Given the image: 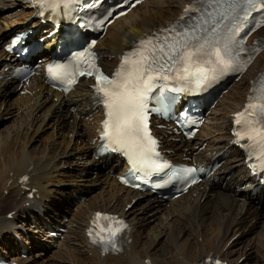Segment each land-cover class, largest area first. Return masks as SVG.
<instances>
[{"label": "bare ground", "instance_id": "1", "mask_svg": "<svg viewBox=\"0 0 264 264\" xmlns=\"http://www.w3.org/2000/svg\"><path fill=\"white\" fill-rule=\"evenodd\" d=\"M191 1L146 0L115 19L96 47L101 64L113 67L139 36L165 26ZM0 13V111L13 108L17 122L0 141V252L19 251L13 256L17 258L22 250L30 252V246L38 245L36 257L45 250L50 253L48 259L57 257L52 264H208L210 257L237 264L252 242L249 250L256 248L258 257L264 258V229L243 248L226 246L230 237L253 229L259 216H264V189L250 191L255 181L248 177L239 149L230 146L228 131L232 114L246 102L264 68V50L209 113L193 142L176 141L181 136L174 134L163 136L165 147L178 160L207 164L217 155L222 164L212 175L217 182L162 201L124 188L116 180L121 173L117 162L105 168V160L94 157L102 113L100 108L92 109L90 81L82 80L77 90L62 95L46 85L42 76L21 86L8 78L11 62L5 60L2 40L15 26L37 22L29 25L33 12L25 0H0ZM46 43L39 57H46L51 40ZM37 136L44 137L39 148L34 147ZM65 165L69 169L63 170ZM22 175L28 176L26 182L20 180ZM5 207L9 210L3 214ZM98 211L117 213L128 222L121 252L102 256L88 243L86 228ZM149 214H156L157 223L148 224L144 216ZM59 227L65 230L62 239L49 238V231ZM10 232L27 235V245Z\"/></svg>", "mask_w": 264, "mask_h": 264}, {"label": "snow or ice", "instance_id": "2", "mask_svg": "<svg viewBox=\"0 0 264 264\" xmlns=\"http://www.w3.org/2000/svg\"><path fill=\"white\" fill-rule=\"evenodd\" d=\"M35 2L38 7L43 8L45 4H50L53 0H35ZM75 3L76 0H63L65 8L75 5ZM261 3H264V0H261ZM256 6L257 0H237V2L227 5L225 13L214 22V25L210 29H206L201 24L196 23L195 18L191 16L188 17V20L192 21V23H188V21H185V16H181L180 21L163 30L170 34L174 33V35L165 37L169 49L168 52L164 53L165 57L173 63L181 64L184 73H189L190 69L196 66L198 62L213 65L210 69L213 72L217 68H220L224 72L239 70L238 58L234 47V32L239 31V28H228L226 31H222L220 25L230 15L233 20L238 19L237 15H233L237 9L243 8L246 16L249 8H255ZM200 7L203 6L201 5ZM196 11H198L196 6H188L184 9L185 15ZM38 14L43 15V12H39ZM198 32L203 34H197ZM69 42L75 43V37L70 38ZM139 43L143 46L145 40L142 39ZM148 43H152V41L149 40ZM155 47L153 45V52L151 54H141L136 59H129L128 56L122 57L121 70L114 73L111 78L104 75L98 67L92 64L89 65L90 70L87 73H80V75L95 74L96 77V90L102 97L106 116L108 117L104 121L102 132V139L107 141L104 147L111 145L114 150H126L134 166L141 165L153 172L160 170L161 165L156 164L153 167L149 163L153 155H158V153L153 152L151 145L155 141L151 139L147 132L146 113L149 111L147 107L148 93L157 78H167L161 76V73L164 71V64L158 63L160 58L155 55ZM160 51H164L163 47L160 48ZM86 54H89L88 48H84L83 51H78L74 55L75 57L83 58ZM61 67L65 66L56 65L55 68L49 67L48 71L53 79H61V74L57 71ZM204 72L203 68L198 67L196 73L192 74L198 86L201 82L207 80ZM63 78L68 84L74 83V80L69 78L67 73L63 74ZM245 107L246 110L258 109L259 114L264 118V101L259 105L249 103ZM252 114L256 113L253 112ZM241 115L242 113H236L237 117ZM236 123L239 124L240 120L238 119ZM250 123L254 124L257 122ZM236 135L239 139H244L239 133H236ZM247 138L249 141H264V128L250 127ZM164 167H167V165L165 164ZM192 171L194 170H186L188 175H191ZM101 217L111 220L114 224H122V221L117 218L97 213L93 221L94 227H98L96 220ZM102 231L103 229H101ZM120 231L121 228L119 227L110 228L108 239H105L100 233H96V238H93L92 242L99 243L102 246L110 245L113 250H117L116 237ZM89 236L90 238L94 236L93 229L89 230ZM216 264H219V261H216Z\"/></svg>", "mask_w": 264, "mask_h": 264}, {"label": "rangeland", "instance_id": "3", "mask_svg": "<svg viewBox=\"0 0 264 264\" xmlns=\"http://www.w3.org/2000/svg\"><path fill=\"white\" fill-rule=\"evenodd\" d=\"M12 99H10L9 101H11ZM8 101V102H9ZM13 108H9L8 111H5L4 107H2L1 111H0V141H2L3 139H5V137L10 134L17 122L16 120L14 119L15 118V114L14 112H12ZM13 127V128H12ZM8 132V133H7ZM2 134V135H1ZM46 134V133H45ZM42 137V138H41ZM43 139L44 137L43 136H37V139L35 141V148H39L43 145ZM39 146V147H38ZM65 169H69V167H67V165H65L63 167V170ZM12 170V169H11ZM11 172V171H10ZM96 174H94L92 177H94ZM6 194V191L5 193ZM114 203V202H113ZM112 203V204H113ZM9 210V207H5L4 211H3V214L5 211H8ZM147 215V214H146ZM146 215L144 216L145 219H148V224H153V223H157V220H156V214L151 216L152 214H149L148 216H151V217H148L146 218ZM205 215H207V213H205ZM1 216V215H0ZM68 218V217H67ZM67 222V221H66ZM264 229V216H259V219L258 221H256L253 229L247 231L245 230L243 233V235H241L240 232H238L237 234L233 235L232 237H230L231 233L229 234L228 237H230L228 239V241L226 242V246H229L231 244H233V246L235 247V249H239V248H243V246L247 243H249L250 241H253L254 238L259 234V230H263ZM163 236V235H161ZM241 236V237H240ZM39 237V236H38ZM63 235H57L55 236L54 238H60L62 239ZM247 237V238H246ZM200 239V238H199ZM46 241V240H45ZM252 244V242L246 246V253L247 255H243L239 261L237 262V264H263L264 263V258H259L257 253V249L256 248H253L252 250H249L250 248V245ZM243 245V246H242ZM39 249V247H34L31 249V255L27 256L26 258H21V260H27L29 262H32V263H35L33 261H37V260H40V262H45V264H52L54 262H57V257L55 255H51L50 259L49 258V255L50 253L45 251V250H42L41 253H39V255L36 257L37 255V250ZM255 250V251H254ZM252 251V252H251ZM254 251V252H253ZM11 253L13 254L14 252L11 251ZM48 257V258H47ZM53 257V258H52ZM55 257V258H54ZM236 257H238L236 255ZM251 257V258H250ZM255 258V259H254ZM52 259V260H51ZM56 259V260H55ZM258 259V260H257ZM248 261V262H247Z\"/></svg>", "mask_w": 264, "mask_h": 264}]
</instances>
